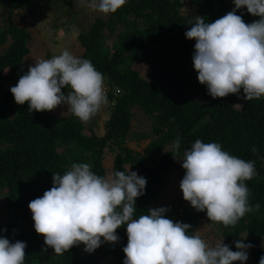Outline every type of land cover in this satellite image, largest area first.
I'll return each instance as SVG.
<instances>
[{
  "label": "trees",
  "instance_id": "trees-1",
  "mask_svg": "<svg viewBox=\"0 0 264 264\" xmlns=\"http://www.w3.org/2000/svg\"><path fill=\"white\" fill-rule=\"evenodd\" d=\"M74 1L61 2L66 5ZM184 1L198 8L194 16L182 14ZM233 7L231 0H126L107 19L97 18L81 31L77 37L84 50L81 58L89 59L102 73L108 90L110 119L102 137L88 136L84 124L72 114L57 117L50 111L31 113L26 103L14 102L9 88L27 71L29 65L23 61L30 46L29 34L8 13L7 22L0 27V46L11 39L0 55V200L4 212L0 235L10 242H25L24 264H122V248L127 242L123 226L116 230L119 239L114 244L103 243L90 254L80 244L56 255L50 248L45 250L42 235L35 233L29 201L52 186V173L63 174L74 162L88 163L95 174L104 177V153L114 146L117 154L112 172H127L126 166H130L146 178L144 194L136 199V218L147 212L180 162L177 159L197 138L217 142L229 154L254 162L256 174L245 181L252 211L235 225L216 224L233 251L234 241L248 233L250 240L245 243L252 245L248 251L258 264L264 255L260 248L264 238V98L244 101L234 94L215 99L207 95L192 67L194 40L184 37L193 17L202 16L211 22ZM236 14L245 23L258 19L246 9H238ZM110 37L115 39L109 45ZM135 63L152 65L150 80L141 77ZM198 92L200 100L193 97ZM134 109L150 119L153 140L143 153L126 146ZM177 136L180 148L174 159L166 147ZM166 208L167 218L188 223L193 230L202 220L213 223L203 212L187 208L177 212L171 204Z\"/></svg>",
  "mask_w": 264,
  "mask_h": 264
},
{
  "label": "clouds",
  "instance_id": "clouds-1",
  "mask_svg": "<svg viewBox=\"0 0 264 264\" xmlns=\"http://www.w3.org/2000/svg\"><path fill=\"white\" fill-rule=\"evenodd\" d=\"M231 2L233 9L211 22L193 17L184 32L186 39L194 40L191 61L196 79L213 99L229 94L244 101L264 98V0ZM125 3L91 0L94 11L103 15L115 13ZM238 9L258 19L245 23L236 14ZM103 79L89 59L65 49L35 60L9 92L17 105L26 103L31 113L66 105V112L87 122L107 102ZM169 148L174 158L180 148L179 136ZM177 160L182 161V199L203 212L208 221L232 226L252 211L245 181L256 174L253 161L199 138ZM51 184L27 207L45 250L50 248L56 255L80 244L89 254L103 243L114 244L119 239L116 230L122 226L127 238L122 264H245L252 247L244 239L234 241V251L222 242L209 246L198 229L167 218L169 209L163 206L148 208L133 218L136 199L146 186V178L135 171L116 170L101 177L88 163L74 162L63 174L52 173ZM25 247L23 241L10 242L0 235V264H24ZM258 264H264V255Z\"/></svg>",
  "mask_w": 264,
  "mask_h": 264
},
{
  "label": "rangeland",
  "instance_id": "rangeland-1",
  "mask_svg": "<svg viewBox=\"0 0 264 264\" xmlns=\"http://www.w3.org/2000/svg\"><path fill=\"white\" fill-rule=\"evenodd\" d=\"M0 0V27H3L7 22L8 13L14 22L29 34L30 53L24 59L25 65H31L37 59H47L52 55L59 54L67 49L73 55L81 57L84 50L78 42V35L81 31L87 30L92 23L97 19H107L108 15L100 14L94 11L91 0H76L70 4H63V0ZM197 7L184 1L182 14L186 16H194L197 12ZM6 16V17H5ZM6 21V22H5ZM115 37L108 39L110 45ZM11 39L5 46H0V55L10 45ZM136 69L142 78L150 80L152 65L150 63H135ZM104 86L105 95L108 90ZM200 92L193 95L194 98L200 100ZM107 99V98H106ZM66 105H59L50 113L57 117H67L71 113L66 112ZM134 117L130 124L129 137L126 142L127 148L132 151L143 153L144 149L153 140L150 136V119L139 109L133 110ZM110 119V102L101 105L97 113L87 122H82L85 126V133L88 136L97 135L102 137L105 133L107 123ZM145 136V139H143ZM166 147V150H169ZM117 154V149L114 146H109L105 150L103 158V166L105 176L112 173L113 160ZM182 161L174 168L169 176L167 184L161 187L155 199L150 203L148 208L167 207L173 205L177 212L185 208L195 211L187 202L182 199V193L179 189V181L181 179ZM135 171L138 176L140 173L126 166V171ZM2 200H0V221L4 212L2 211ZM199 234L201 238L209 246H213L217 242L225 244L221 232L213 222L208 224L206 221H200ZM238 239H244V242L250 240L248 233H243ZM237 239V240H238ZM260 248L264 251V238L261 240ZM245 264H255L249 254Z\"/></svg>",
  "mask_w": 264,
  "mask_h": 264
}]
</instances>
